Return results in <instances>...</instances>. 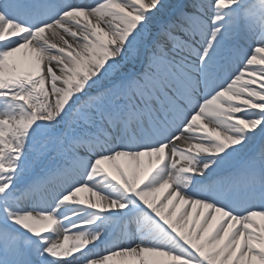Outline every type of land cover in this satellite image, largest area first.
<instances>
[{"label":"snow or ice","instance_id":"obj_1","mask_svg":"<svg viewBox=\"0 0 264 264\" xmlns=\"http://www.w3.org/2000/svg\"><path fill=\"white\" fill-rule=\"evenodd\" d=\"M0 264H264V0H0Z\"/></svg>","mask_w":264,"mask_h":264},{"label":"bare ground","instance_id":"obj_2","mask_svg":"<svg viewBox=\"0 0 264 264\" xmlns=\"http://www.w3.org/2000/svg\"><path fill=\"white\" fill-rule=\"evenodd\" d=\"M24 51H25V50H21L20 53H17V54H16V56H17V57H22ZM142 161H143V168L146 169L147 166H148V158H147V157H144V158H142ZM197 208H199V206H196V208H189V209H188L189 212L192 213V219H195V212H196ZM179 210H182V208H178V211H179Z\"/></svg>","mask_w":264,"mask_h":264}]
</instances>
